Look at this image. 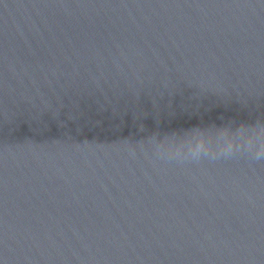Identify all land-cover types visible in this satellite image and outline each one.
<instances>
[{
	"label": "clouds",
	"instance_id": "clouds-1",
	"mask_svg": "<svg viewBox=\"0 0 264 264\" xmlns=\"http://www.w3.org/2000/svg\"><path fill=\"white\" fill-rule=\"evenodd\" d=\"M259 135H264V130L259 132ZM249 151L252 154V157L256 161L264 160V142L257 143L250 138L248 143ZM234 145L229 146V150H234Z\"/></svg>",
	"mask_w": 264,
	"mask_h": 264
}]
</instances>
